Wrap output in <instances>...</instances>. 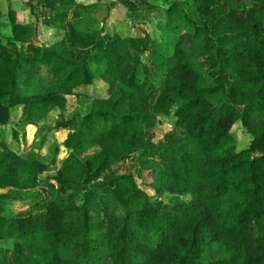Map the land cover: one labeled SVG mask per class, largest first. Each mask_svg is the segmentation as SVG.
<instances>
[{"label": "trees", "instance_id": "trees-1", "mask_svg": "<svg viewBox=\"0 0 264 264\" xmlns=\"http://www.w3.org/2000/svg\"><path fill=\"white\" fill-rule=\"evenodd\" d=\"M56 1L51 19L64 35L47 46L24 42L33 26L16 9L6 12L12 34H2L0 10V133L13 106L26 123L64 108L68 95L92 100L83 126L65 133L68 153L51 174L43 172L53 160L30 148L17 152L0 138V188L15 189L0 192V240L16 237L12 264H36L35 255L46 251L53 252L43 264H264V0H211L225 18L215 27L219 50L210 44V18L195 7L207 0H182L178 9L168 3L163 26L175 33L181 20L192 32L189 39L169 40L168 50L151 39L146 60L130 35L102 27L87 32L72 19L79 4ZM126 2L132 11L147 4ZM215 51L230 72L227 84L200 82L202 59ZM159 92L156 110L141 115L140 106ZM173 103V139L157 144L149 126L171 117ZM236 120L249 140L239 142L232 133ZM74 123L69 116L55 124ZM94 145L97 150L81 157ZM154 151L164 162L156 188L173 195L170 206L156 204L132 173L117 171L134 152L146 167ZM92 181L99 200L118 205L122 214L105 209L91 217ZM50 185L56 186L51 192ZM67 189L70 198L61 195ZM79 192L81 199L72 198ZM12 199L26 205V213H4ZM7 263L0 255V264Z\"/></svg>", "mask_w": 264, "mask_h": 264}, {"label": "rangeland", "instance_id": "rangeland-1", "mask_svg": "<svg viewBox=\"0 0 264 264\" xmlns=\"http://www.w3.org/2000/svg\"><path fill=\"white\" fill-rule=\"evenodd\" d=\"M81 12L85 16L83 18L89 21L79 22V28H83L87 32H91L94 28L102 27L105 29L104 32L110 33L117 32L119 34L130 35L134 38L135 42L139 46V52L141 57L146 60L147 56H150L149 49L151 43L149 41L156 39L159 41V47L162 50H168L172 38H176L179 35L185 36L189 39L192 29L187 26L186 23L178 20V29L175 33L167 30L163 26V22L166 20V7L167 4L172 2L174 8L178 9L179 2L182 0H147V4L139 3L136 10L132 11L128 8L126 0H82ZM250 0H244V3H249ZM42 3L38 0H0V10L4 13L3 22L5 25L2 27V34L11 35L12 29L7 19L6 12L10 8H14L18 11L19 18L30 19L34 21L35 31L29 38L24 39V42H32L33 44L44 45L50 44L52 41L59 39L64 35L62 30L50 28L49 24L41 22L39 14L34 11L33 4ZM148 4H152V8L146 7ZM75 7V4L73 5ZM216 4L207 0L202 4L195 5L196 10L203 18L209 17V25L212 29L213 36H211L210 44L215 46L217 41L215 27L219 26V22H222L225 18L223 17L222 10L216 9ZM32 12L31 14L29 13ZM85 20V19H83ZM228 23H223L221 26H227ZM217 25V26H216ZM239 36H237L238 38ZM240 40H248L245 37H239ZM249 41V40H248ZM232 44V43H231ZM217 50L218 47L215 46ZM217 51L213 54L202 59V73L200 75V82L203 83H228L231 76L229 71L224 64L218 59ZM92 100L86 96L68 95L67 102L64 108H53L51 109L46 117L38 121L19 123L20 109L19 106H13L10 108V118L7 123L2 125V132L0 138L7 141L17 152H25L30 148L36 156L45 162H55L56 165L49 167L43 172V174H51L55 172L56 168L61 162V158L68 153V149L62 144V140L65 137V133L73 128L83 126L82 115L87 112L91 107ZM161 103V93H157L152 97V101L147 105L140 106V113L151 114L157 108V105ZM177 107V103H173L170 108L171 117L168 119L163 118L160 125L149 126L150 135L157 144H164L173 138L175 132V116L173 112ZM74 116V125L69 126H57L55 123L62 117ZM19 123V124H17ZM231 131L239 142L247 141L251 135L242 128L240 120H236ZM126 144V141H124ZM98 149V145H94L85 150L81 154L84 157L91 154L93 151ZM133 156H127L118 165V172L127 171L133 174L136 183L139 187L144 189L147 195L160 206H170L173 195L163 189L156 188L159 184V169L164 165L161 154L158 151L149 153L146 162V167H140L137 160V153L134 152ZM116 166V165H115ZM115 171V170H114ZM43 175V176H44ZM106 175V171L103 177ZM55 185L48 186V190L51 192L55 189ZM88 190L91 191V217L98 218L103 216L104 210L115 211L118 214H122V209L112 203L108 202L103 204L99 200L98 187L96 182H89L87 186ZM81 192L84 193L85 187L80 188ZM42 192L43 196L47 198L48 193ZM0 192L15 193L13 188H0ZM70 189H67L61 195L70 198ZM83 194L80 192L76 195H72V198L81 199ZM180 197L184 200H188V194H180ZM43 205L41 204V207ZM4 213L15 212L17 214L26 213V205H20V201L16 199L6 200L4 202ZM16 237H5L0 240V255L5 257L7 264H12V255L10 249L12 248L13 242ZM102 248L105 250L103 244ZM9 251L6 253V251ZM53 251H46L45 253H39L35 255L40 260L36 264H43V261L48 258ZM24 264H34L31 260L26 261Z\"/></svg>", "mask_w": 264, "mask_h": 264}, {"label": "crops", "instance_id": "crops-1", "mask_svg": "<svg viewBox=\"0 0 264 264\" xmlns=\"http://www.w3.org/2000/svg\"><path fill=\"white\" fill-rule=\"evenodd\" d=\"M40 1V0H38ZM42 2V1H41ZM75 2L77 4H79V6H77V9L74 11L75 13L73 14L72 16V19L74 21L77 22H81V21H89L87 19H90V18H83L85 17L82 12H81V6L83 4V1L82 0H75ZM57 4V1L56 0H49L47 3L43 4V3H37V5H34L33 4V9L34 11H36L38 14H39V17H40V20L42 23H46V24H49V27L50 28H55V29H59V30H62L63 33H64V30L61 29V28H57L55 26H53V23H52V19H51V16L55 13L56 9H55V6ZM15 7V6H14ZM12 8V9H15V8ZM29 13L31 14L32 12L29 11ZM85 19V20H83ZM27 22H30L32 23V26H33V32L31 33V35L29 36V38L33 35L34 31H35V25H34V21L30 20V19H26ZM114 31V30H113ZM111 30V32L109 34H116V35H119V36H123L122 34H119L117 32H113ZM62 37V36H61ZM55 41V40H54ZM53 42V41H52ZM27 43H31L33 44L32 42H27ZM41 46H47V45H44L41 43ZM4 125V124H3ZM2 126V125H1ZM3 127V126H2Z\"/></svg>", "mask_w": 264, "mask_h": 264}]
</instances>
